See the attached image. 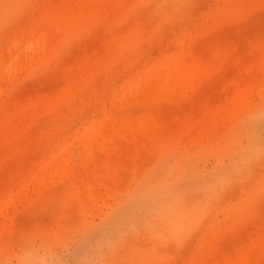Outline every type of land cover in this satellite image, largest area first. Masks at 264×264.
Segmentation results:
<instances>
[{"label":"rangeland","instance_id":"obj_1","mask_svg":"<svg viewBox=\"0 0 264 264\" xmlns=\"http://www.w3.org/2000/svg\"><path fill=\"white\" fill-rule=\"evenodd\" d=\"M0 264H264V0H0Z\"/></svg>","mask_w":264,"mask_h":264}]
</instances>
